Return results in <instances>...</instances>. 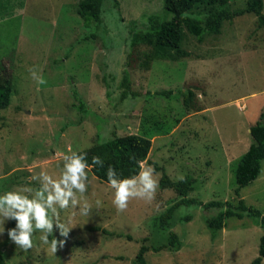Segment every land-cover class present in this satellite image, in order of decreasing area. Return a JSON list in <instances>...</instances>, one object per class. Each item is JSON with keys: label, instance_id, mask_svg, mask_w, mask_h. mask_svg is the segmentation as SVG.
Listing matches in <instances>:
<instances>
[{"label": "rangeland", "instance_id": "rangeland-1", "mask_svg": "<svg viewBox=\"0 0 264 264\" xmlns=\"http://www.w3.org/2000/svg\"><path fill=\"white\" fill-rule=\"evenodd\" d=\"M246 1L228 0L229 9L244 8ZM77 2L0 0V69L15 84L9 107L0 111V195L30 187L31 198L41 187L31 177L44 171L58 179L63 155L140 135L151 142L149 163L170 181L193 178L187 199L233 205L242 199L264 216V162L239 197L234 177L252 142L249 128L264 108V29L256 17L226 21L218 35H205L201 42L184 29L182 49L188 56L167 62L153 60L149 47H128L132 23L150 14L170 18L163 0H105L100 26L83 24ZM208 7L197 5L191 13L203 14ZM29 69L46 84H38ZM124 70L130 91L121 99ZM73 90L85 114L78 111ZM184 91L193 95L189 109L183 106ZM88 175L90 215L72 218L66 238L55 225L49 236L65 240L64 247L52 253L37 231L33 248L23 251L7 235L16 221L7 220L0 235L3 264H133L142 245L149 249L147 264H251L258 256L263 232L248 216L227 219L214 234L207 220L218 211L189 204L177 208L164 226L160 217L181 199L173 189L159 187L151 203L135 199L118 213L114 190ZM71 212L62 210L61 219ZM170 233L180 239V250L168 247Z\"/></svg>", "mask_w": 264, "mask_h": 264}, {"label": "trees", "instance_id": "trees-1", "mask_svg": "<svg viewBox=\"0 0 264 264\" xmlns=\"http://www.w3.org/2000/svg\"><path fill=\"white\" fill-rule=\"evenodd\" d=\"M104 1L78 0L76 14L85 26L92 23L97 26L102 24L101 14ZM206 2L209 7L203 14L194 15L191 13L197 5ZM163 10L170 15V18L150 14L145 16L140 24L135 22L131 24L128 39L129 48L146 46L150 48V57L153 60L177 62L188 56L182 49L185 38L184 29L190 36L201 42L205 35H218L224 22L247 14L254 15L257 27L264 29V4L262 0H247L244 8L236 10L229 9L228 0H163ZM129 83V75L124 70L121 81V87L123 88L121 99L127 98L130 91ZM14 93L15 84L12 75L0 69V111L9 107ZM161 94L168 95L172 92H162ZM72 95L77 102L78 111L85 114L86 107L77 92L73 90ZM182 96L183 106L189 109L192 93L184 91ZM249 134L252 142L248 150L238 160L234 170L235 194L238 197L241 189L248 187L258 178L261 165L264 162V108L261 110L257 121L249 128ZM150 148L151 142L144 136L128 135L116 137L107 142H100L94 147L78 153H86L87 162L90 165L94 156H98L103 160V167L93 166L90 172L99 182L107 184L106 173L109 166L113 167L122 179L137 174L140 170L138 162L141 161H147V164L152 165L156 172L160 171L161 168L158 165L149 163L147 159ZM192 184L193 178L190 175L184 176L183 181L172 182L164 172L162 173L159 187L164 190L173 189L181 199L160 217V223L164 226L169 225V220L175 210L182 205L189 204H197L202 206L203 209H216L218 211L215 216L207 220V225L214 234L225 227L227 219L242 220L248 216L263 232L259 240L258 256L253 259L251 264H262L264 259V216L261 211L253 206H246L242 199L238 200L237 205L220 201H210L203 204L195 199H187L186 195L192 192ZM103 232L109 234L106 231ZM167 245L172 248V251H178L181 242L174 233H170ZM148 250L147 246L142 245L133 264H147L144 255ZM0 264H3L2 251H0Z\"/></svg>", "mask_w": 264, "mask_h": 264}, {"label": "clouds", "instance_id": "clouds-1", "mask_svg": "<svg viewBox=\"0 0 264 264\" xmlns=\"http://www.w3.org/2000/svg\"><path fill=\"white\" fill-rule=\"evenodd\" d=\"M29 72L38 84H46L42 76H38L34 69ZM139 172L127 178H120L116 170L109 166L106 177L108 186L114 190L113 205L118 213L127 211L129 203L135 199H141L151 203L159 189V173L149 166L147 161L138 162ZM93 166L103 167V160L94 156L92 164L87 162L86 153L71 151L63 155V168L58 179H54L47 172L31 177L39 180L41 187L32 194L33 189L24 187L0 195V235L4 233L3 225L7 220H15L16 227L8 230L9 239L23 251L33 248L34 233L41 232L40 241L50 245L52 253L56 254L58 246L64 247L65 240H57L53 236V228L59 230L62 237H67L72 230L70 227L72 218L76 215L89 216L92 205L85 197L88 191L89 175ZM180 181L184 180L181 175ZM27 193V194H26ZM96 206L101 205L96 200ZM71 209V216L62 220L60 212ZM78 209V212H77Z\"/></svg>", "mask_w": 264, "mask_h": 264}]
</instances>
